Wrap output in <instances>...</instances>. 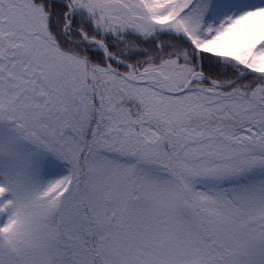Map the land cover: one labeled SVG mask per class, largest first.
<instances>
[{
	"label": "snow or ice",
	"instance_id": "1",
	"mask_svg": "<svg viewBox=\"0 0 264 264\" xmlns=\"http://www.w3.org/2000/svg\"><path fill=\"white\" fill-rule=\"evenodd\" d=\"M0 264H264V0H0Z\"/></svg>",
	"mask_w": 264,
	"mask_h": 264
}]
</instances>
